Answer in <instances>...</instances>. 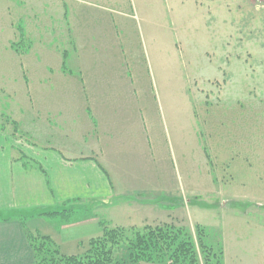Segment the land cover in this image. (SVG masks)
Masks as SVG:
<instances>
[{
  "label": "rangeland",
  "instance_id": "374dc122",
  "mask_svg": "<svg viewBox=\"0 0 264 264\" xmlns=\"http://www.w3.org/2000/svg\"><path fill=\"white\" fill-rule=\"evenodd\" d=\"M4 1L0 0V52L6 45L3 36L12 39L14 34L6 24ZM57 2L61 11L65 6L81 7L90 18L107 13L113 22L112 45L126 59L155 161L168 182L154 205L134 203L139 210L165 212L163 216L121 226L167 221L195 232L200 224L209 242L223 249L224 264H264V0ZM1 65L0 59V114L8 115L5 104L18 112V103L32 97L33 80H28V72L25 79L18 72L9 78ZM28 83L31 89L26 86L24 93L23 84ZM10 97L14 105L6 101ZM86 208L92 207L81 202L66 211L49 209L63 211L48 216L51 225L25 216L24 223L30 220L35 227L25 225L27 248L13 251L20 242L14 234L6 235L10 250L5 251L8 256L0 253L5 260L0 264H48L51 258L70 255L86 258L89 241L104 231L83 235L81 242H60L86 229L69 223ZM113 218L107 217L105 228L117 226ZM30 234L38 235L33 246ZM96 254L102 257L97 249L90 255Z\"/></svg>",
  "mask_w": 264,
  "mask_h": 264
},
{
  "label": "crops",
  "instance_id": "0c3cea01",
  "mask_svg": "<svg viewBox=\"0 0 264 264\" xmlns=\"http://www.w3.org/2000/svg\"><path fill=\"white\" fill-rule=\"evenodd\" d=\"M4 2L14 34L3 36L2 71L9 78L30 73L33 89L18 112L5 104L8 115L0 114V253L8 256L10 233L20 242L13 251L27 248L25 225L35 227L30 220L24 224L25 216L51 225L45 212L66 211L74 203L92 207L69 222L86 229L61 243L99 235L107 217L128 226L160 215L134 206L154 205L168 182L155 161L126 59L112 45L114 24L107 13L90 18L81 7L61 11L57 0ZM17 34L22 42L15 50ZM26 86L31 89L23 84L24 93ZM41 233L58 240L50 231Z\"/></svg>",
  "mask_w": 264,
  "mask_h": 264
},
{
  "label": "trees",
  "instance_id": "16d2710c",
  "mask_svg": "<svg viewBox=\"0 0 264 264\" xmlns=\"http://www.w3.org/2000/svg\"><path fill=\"white\" fill-rule=\"evenodd\" d=\"M18 46L19 42L11 43L15 50ZM63 211H50L45 214L50 216ZM103 224L105 228V223ZM194 229L195 232L189 226L167 221L153 225L146 223L142 226L105 228L102 236L89 241V256L86 258L79 259L77 255H70L56 260L51 258L47 263L224 264V251L209 242L207 229L200 224H196ZM36 236L38 235H29L32 246L36 244L33 241ZM39 237L51 241L47 236ZM94 249L101 252L102 257L99 254L90 255ZM112 254H115L114 258Z\"/></svg>",
  "mask_w": 264,
  "mask_h": 264
}]
</instances>
